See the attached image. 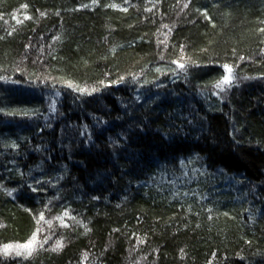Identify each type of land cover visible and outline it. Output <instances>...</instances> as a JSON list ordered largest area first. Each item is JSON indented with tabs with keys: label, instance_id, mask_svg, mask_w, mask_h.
<instances>
[{
	"label": "trees",
	"instance_id": "trees-1",
	"mask_svg": "<svg viewBox=\"0 0 264 264\" xmlns=\"http://www.w3.org/2000/svg\"><path fill=\"white\" fill-rule=\"evenodd\" d=\"M0 264H264V0H0Z\"/></svg>",
	"mask_w": 264,
	"mask_h": 264
},
{
	"label": "snow or ice",
	"instance_id": "snow-or-ice-1",
	"mask_svg": "<svg viewBox=\"0 0 264 264\" xmlns=\"http://www.w3.org/2000/svg\"><path fill=\"white\" fill-rule=\"evenodd\" d=\"M181 67H183V65H181ZM224 68H225L226 72L229 73V75H224L223 80L221 82H218L217 87H220L221 84H227V83L230 82L231 69L227 65H224ZM36 244H37L36 233H33L31 239L26 244L17 245L16 247L18 249H27L28 253L31 254V252L35 250V245ZM61 246H62L61 242L58 241L57 244H56V247L53 249V251L58 250ZM10 248H12L11 245H5L4 249H3V254L4 255H8ZM16 254L20 255V252L17 251Z\"/></svg>",
	"mask_w": 264,
	"mask_h": 264
},
{
	"label": "rangeland",
	"instance_id": "rangeland-1",
	"mask_svg": "<svg viewBox=\"0 0 264 264\" xmlns=\"http://www.w3.org/2000/svg\"><path fill=\"white\" fill-rule=\"evenodd\" d=\"M224 74V73H223ZM224 75H229V73H225ZM223 85H225V84H221V86L220 87H223ZM11 249V248H10Z\"/></svg>",
	"mask_w": 264,
	"mask_h": 264
}]
</instances>
